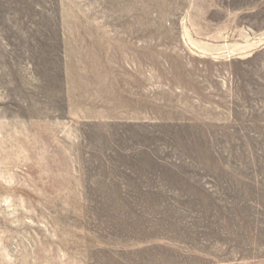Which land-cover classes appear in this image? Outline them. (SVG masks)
<instances>
[{"label":"rangeland","instance_id":"obj_1","mask_svg":"<svg viewBox=\"0 0 264 264\" xmlns=\"http://www.w3.org/2000/svg\"><path fill=\"white\" fill-rule=\"evenodd\" d=\"M0 264H264V0H0Z\"/></svg>","mask_w":264,"mask_h":264}]
</instances>
